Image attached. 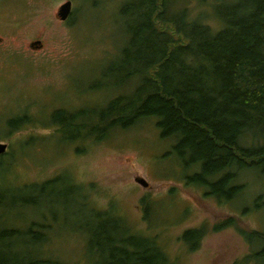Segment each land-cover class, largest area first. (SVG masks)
Segmentation results:
<instances>
[{"label": "rangeland", "instance_id": "374dc122", "mask_svg": "<svg viewBox=\"0 0 264 264\" xmlns=\"http://www.w3.org/2000/svg\"><path fill=\"white\" fill-rule=\"evenodd\" d=\"M64 1L0 0V140L9 144L0 155V225L39 230L46 237L42 254L68 264H105L107 254L88 251L89 231L98 229L103 211L155 237L175 264H264V158L239 168L243 186L229 198L227 189L218 195L188 180L197 166L182 167L171 151L175 138L162 137L152 117L100 139L86 130L76 139L59 131L52 119L58 108L102 109L119 94L131 95L138 82L119 67L127 41L120 9L128 0H72L66 20L57 13ZM217 1L190 0L191 17L203 11L219 25L207 3ZM36 39L41 48L30 46ZM10 117L22 124L9 129ZM231 216L261 236L249 239L235 225L214 229ZM203 225L206 234L191 247L183 232Z\"/></svg>", "mask_w": 264, "mask_h": 264}, {"label": "trees", "instance_id": "16d2710c", "mask_svg": "<svg viewBox=\"0 0 264 264\" xmlns=\"http://www.w3.org/2000/svg\"><path fill=\"white\" fill-rule=\"evenodd\" d=\"M189 1H126L120 13L127 18V41L119 67L125 78L138 81L132 94H119L92 111L58 108L52 119L68 138L86 130L100 139L121 124L152 117L162 137L175 138L171 151L182 167L197 166L188 180L218 195L227 189L231 198L243 186L236 182L239 168L264 158V0L207 2L219 25L208 22L203 11L191 17ZM18 120L10 117L8 128L20 126ZM105 214H98L100 226L89 231L87 245L90 253L107 254L105 264H175L155 237L132 232ZM230 225L249 239L261 236L232 216L214 229ZM12 226L0 225V264H68L42 254L46 237L39 230ZM205 234L203 225L186 229L182 237L195 247ZM96 235L103 244L93 243ZM33 243L40 247L34 250Z\"/></svg>", "mask_w": 264, "mask_h": 264}, {"label": "water", "instance_id": "95a60500", "mask_svg": "<svg viewBox=\"0 0 264 264\" xmlns=\"http://www.w3.org/2000/svg\"><path fill=\"white\" fill-rule=\"evenodd\" d=\"M72 10H73L72 0H66L60 4L57 13L61 19H67L70 16V14L72 13ZM42 45H43V42L41 39L33 40L30 43V46L32 48H40V47H42ZM8 148H9L8 142L0 140V155L6 153L8 151ZM135 179L138 182H140L141 184H143L144 186H148V184H149L148 180L144 176L137 175L135 177Z\"/></svg>", "mask_w": 264, "mask_h": 264}, {"label": "flooded vegetation", "instance_id": "af4514ba", "mask_svg": "<svg viewBox=\"0 0 264 264\" xmlns=\"http://www.w3.org/2000/svg\"><path fill=\"white\" fill-rule=\"evenodd\" d=\"M73 2V1H72ZM72 14V13H71ZM71 14H70V16L67 18V19H69L70 17H71ZM63 20H66V19H63ZM4 41V36H2L1 34H0V43H2ZM41 48V47H40Z\"/></svg>", "mask_w": 264, "mask_h": 264}]
</instances>
